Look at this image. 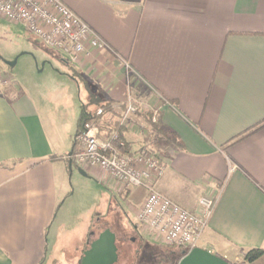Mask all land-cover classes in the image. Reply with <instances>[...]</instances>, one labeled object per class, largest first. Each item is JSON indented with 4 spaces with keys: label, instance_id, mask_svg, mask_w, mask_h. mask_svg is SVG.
<instances>
[{
    "label": "crops",
    "instance_id": "obj_1",
    "mask_svg": "<svg viewBox=\"0 0 264 264\" xmlns=\"http://www.w3.org/2000/svg\"><path fill=\"white\" fill-rule=\"evenodd\" d=\"M65 3L109 50L94 52L74 76L55 72L38 92L13 77L0 89V264H46L49 233L73 198V167L118 204V215L142 208L146 190H124L70 157L90 92L115 101L120 116L127 110L126 85L114 76L121 62L141 97L161 100L125 127L132 155L167 161L157 189L184 209L195 213L201 197L218 198L198 248L247 264L248 252L264 251V128L256 129L264 124V0ZM149 114L180 147L157 140ZM107 225L86 252L102 233H114Z\"/></svg>",
    "mask_w": 264,
    "mask_h": 264
},
{
    "label": "built area",
    "instance_id": "obj_2",
    "mask_svg": "<svg viewBox=\"0 0 264 264\" xmlns=\"http://www.w3.org/2000/svg\"><path fill=\"white\" fill-rule=\"evenodd\" d=\"M0 18L21 25L47 48L58 51L72 63H85L94 52L108 51L107 43L72 9L65 0H0ZM128 70H132L126 65ZM13 84L0 71V89ZM139 112L128 103L122 118L127 126ZM100 112L99 114H101ZM156 122V117L153 119ZM80 138V149L74 159L81 168H97L108 180L124 190L144 189L147 198L137 219L144 234L155 243L181 249H196L204 231L209 227L218 198L203 196L195 213L166 197L157 190V183L166 172V160L151 153L124 155L111 140L101 137L95 126ZM238 169L230 164V173Z\"/></svg>",
    "mask_w": 264,
    "mask_h": 264
},
{
    "label": "rangeland",
    "instance_id": "obj_3",
    "mask_svg": "<svg viewBox=\"0 0 264 264\" xmlns=\"http://www.w3.org/2000/svg\"><path fill=\"white\" fill-rule=\"evenodd\" d=\"M15 61V67L9 66V63ZM120 64L114 76L126 85L127 108L128 103L138 108L139 112L135 117L142 115L145 108H156L161 100L141 97L140 90L135 91L132 87L136 75L122 62ZM44 67L46 70L40 72ZM0 71L38 92L46 86L50 75L57 72L74 76L78 65L62 53L47 48L21 25L0 18ZM80 94L81 100L85 102L87 92L83 85ZM140 130L142 129L139 128ZM72 170L70 192L73 198L64 205L49 233L46 264H79L93 235H99L107 224L116 235L119 256L116 264H173L170 259L154 254L158 253L159 248L167 250L173 246L156 247L153 236L148 237L143 233L136 210H130L129 213L126 211L127 216L123 213L118 215V204L115 201L108 202L102 190L81 177L75 167ZM108 214L110 216L106 218ZM183 250L190 251L188 248Z\"/></svg>",
    "mask_w": 264,
    "mask_h": 264
},
{
    "label": "trees",
    "instance_id": "obj_4",
    "mask_svg": "<svg viewBox=\"0 0 264 264\" xmlns=\"http://www.w3.org/2000/svg\"><path fill=\"white\" fill-rule=\"evenodd\" d=\"M115 103V101L105 94L98 95L96 93L93 94V92H90L89 101L87 103L82 102L78 130L76 133V140L74 142V152L70 155V157L75 156V149L78 146L80 138L88 131L87 126L97 127L100 134H103V138L106 140H111L114 147L122 154L132 155L131 146L126 139V128L125 126H122L123 116H120L121 114L116 111ZM100 112L102 113L99 114ZM146 119L147 124L153 130L157 140H164L170 143L172 146L180 147L181 143L174 134L164 133L160 121L154 123L153 114L147 115ZM261 128H264V124L256 129L260 130ZM159 250L158 253L156 252L154 254L160 255L166 259H170L173 264H178L186 252L185 250L178 247L168 248L167 250L159 248ZM263 256L264 251H250L246 254L245 263L252 264ZM82 259L83 257L81 258L79 264H82Z\"/></svg>",
    "mask_w": 264,
    "mask_h": 264
},
{
    "label": "water",
    "instance_id": "obj_5",
    "mask_svg": "<svg viewBox=\"0 0 264 264\" xmlns=\"http://www.w3.org/2000/svg\"><path fill=\"white\" fill-rule=\"evenodd\" d=\"M17 61L9 63L15 67ZM118 262V249L116 247V235L111 231H105L94 241L90 249L84 254L82 264H116ZM178 264H230L225 259L211 254L200 248L184 253V257Z\"/></svg>",
    "mask_w": 264,
    "mask_h": 264
}]
</instances>
